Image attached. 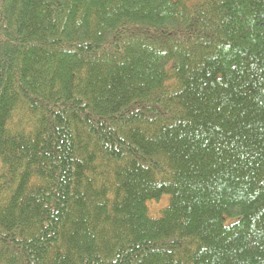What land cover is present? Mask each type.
Wrapping results in <instances>:
<instances>
[{
    "label": "trees",
    "instance_id": "obj_1",
    "mask_svg": "<svg viewBox=\"0 0 264 264\" xmlns=\"http://www.w3.org/2000/svg\"><path fill=\"white\" fill-rule=\"evenodd\" d=\"M0 264H264V0H0Z\"/></svg>",
    "mask_w": 264,
    "mask_h": 264
},
{
    "label": "rangeland",
    "instance_id": "obj_2",
    "mask_svg": "<svg viewBox=\"0 0 264 264\" xmlns=\"http://www.w3.org/2000/svg\"><path fill=\"white\" fill-rule=\"evenodd\" d=\"M168 199V197L161 199L160 201H153L151 202L150 205V209H151V213L153 215H157L160 210L162 209V207H164V205H167L166 200Z\"/></svg>",
    "mask_w": 264,
    "mask_h": 264
}]
</instances>
